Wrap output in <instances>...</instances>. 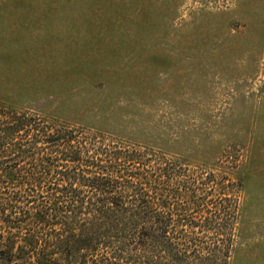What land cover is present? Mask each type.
<instances>
[{"label":"rangeland","instance_id":"374dc122","mask_svg":"<svg viewBox=\"0 0 264 264\" xmlns=\"http://www.w3.org/2000/svg\"><path fill=\"white\" fill-rule=\"evenodd\" d=\"M0 106L236 182L264 264V0H0Z\"/></svg>","mask_w":264,"mask_h":264},{"label":"trees","instance_id":"16d2710c","mask_svg":"<svg viewBox=\"0 0 264 264\" xmlns=\"http://www.w3.org/2000/svg\"><path fill=\"white\" fill-rule=\"evenodd\" d=\"M238 187L0 106V264H225Z\"/></svg>","mask_w":264,"mask_h":264}]
</instances>
